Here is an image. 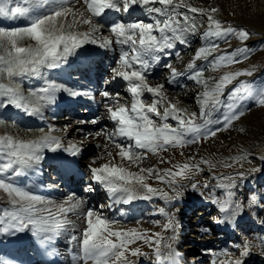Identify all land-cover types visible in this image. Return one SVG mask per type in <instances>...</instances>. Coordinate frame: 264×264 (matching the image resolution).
<instances>
[{
  "label": "snow or ice",
  "instance_id": "1",
  "mask_svg": "<svg viewBox=\"0 0 264 264\" xmlns=\"http://www.w3.org/2000/svg\"><path fill=\"white\" fill-rule=\"evenodd\" d=\"M81 3L89 13L88 16L76 8ZM133 6L145 10L147 21L111 23L109 32L114 40L106 37L99 45L102 48L111 47L113 43L119 46L118 64L112 70L113 78L126 82V90L131 97L130 105H126L121 103L118 93L113 95L106 90L100 93L114 129L102 130L97 135L104 136L108 143L118 149L117 156L121 163L114 164L110 159L99 167H90L89 171L92 179L111 194L115 203L151 200L153 197L171 200L168 192L154 188L146 181L153 179L177 192L178 180L188 179L189 173L193 171H202L201 164H207L210 170L215 165L203 159L192 163L195 157L190 156L189 162L182 166L173 165L168 169L139 167L147 155L184 148L214 137L217 131H226L233 121L245 114L239 110L245 96L253 99L256 106L264 107V89H253L250 82H241L233 88L228 94L227 103L221 99L228 84L240 76H251L253 72L227 73L210 85L203 79L205 66H196V61L200 60L206 62L212 70H217L240 63L249 55L246 47L231 52L220 51L214 55L220 49L215 41L222 39L227 43L230 37L235 36L243 42L250 35L245 29L224 27L213 17L212 13L217 11L214 7L209 10L197 9L187 5L185 0H0V18L27 22L25 26H0V81L7 80V83L0 82V109L11 106L29 117L43 120L45 111L56 104L60 93L70 97L84 95L94 100L90 92L74 90L63 83L46 79L42 70L67 64L69 57L85 44H97L95 34L100 31L103 23H94V18L105 16L106 10L127 14ZM182 8L187 10L181 11ZM204 15L207 16L208 27L201 37L203 44L195 52L192 62L187 64V70L178 72L171 64L162 65L170 69L169 84L176 83L180 76H186L188 80L203 86V92L196 98L199 115L193 112L188 116L186 110L174 104L169 103L163 107L166 100L165 86H152L148 73L160 65L163 56L171 55L177 43L190 46L189 38L201 26L197 23L198 16ZM69 16L72 17L70 22ZM60 18L64 22L58 23ZM79 24L89 25V30L83 33L76 31ZM25 39L33 41L34 46H23ZM176 55L179 56V53ZM209 57L213 58L210 60ZM25 78H40L43 85L25 90L22 87ZM145 93L150 95V102L144 98ZM158 106L163 107L162 113ZM221 108L225 109L221 114L222 119H213V113ZM169 119L175 121L176 125L169 124ZM197 119L201 122L197 123ZM91 122L97 123L95 120ZM211 125L220 127L213 130L209 127ZM54 131V128H50L34 140L0 136V191L6 194V198L0 199V235L30 233L49 255H58L52 245L60 236H67L69 244L78 249L72 255L71 264H135L129 256H147L148 253L140 247L132 248L131 245L143 241L153 249L157 264H175L172 244L162 245L164 237L161 233L149 235L135 228H115V221L96 209H85L82 200L75 194L56 202L36 194L28 185L17 183L19 178L38 170L45 150L56 152L63 147L62 140L51 134ZM63 150L73 156L79 152L75 144H69ZM112 155V152H107L108 157ZM244 159L247 157L238 158ZM124 162H128V167L124 166ZM132 166L139 170L130 171ZM225 166L231 167V164ZM237 176L244 179L242 172ZM237 176L213 177L218 181H228L217 183V187L224 190L223 198L217 197L214 191L209 193L211 203L218 206L226 220L240 214L245 207L244 203L235 199ZM191 186L193 190L198 188L196 183ZM203 188L208 189L209 185L204 184ZM95 190L91 184L85 188L87 192ZM254 203L255 197H252L248 206ZM159 212L166 215L164 208H160ZM70 215L75 220L70 219ZM76 221H82V229L78 228ZM173 222L174 217H169L163 229L171 230ZM78 231L79 236L75 234ZM169 239L174 241L175 237ZM162 247L168 249L166 254ZM248 249L249 245L245 243L241 257L248 254ZM0 264H12V261L0 257ZM227 264H243V260H229Z\"/></svg>",
  "mask_w": 264,
  "mask_h": 264
},
{
  "label": "rangeland",
  "instance_id": "2",
  "mask_svg": "<svg viewBox=\"0 0 264 264\" xmlns=\"http://www.w3.org/2000/svg\"><path fill=\"white\" fill-rule=\"evenodd\" d=\"M185 3L202 10L214 7L217 11L212 13L213 17L219 20L224 27L245 29L250 34L243 42L235 36L230 37L227 43L222 39L215 41L220 45V49L214 55L219 54L220 51L231 52L237 48H248V58L242 62L212 70L206 62L196 61L198 68L202 65L205 66L203 79L207 80L210 85L227 73L253 72L251 76H240L228 84L221 99L227 103L229 92L238 87L241 82H250L252 88L256 90L264 89V0H185ZM76 8H83L85 16L89 15L82 3L77 4ZM186 10V8L181 9V11ZM138 14L140 17H134L135 19L124 18V14H122L113 21L111 19V22L108 20L109 18L108 21L102 17L94 18V23L98 25L103 23L100 31L95 34L98 43L85 44L81 52L89 58L97 57L98 60L92 59L90 66L83 71L72 70L71 75L65 77L54 75L52 73L54 69L42 70L46 79L63 83L74 90L90 92L95 97L94 100L84 95L70 97L65 93H60L55 104L57 107L59 106L58 111H53V106H50L45 111L43 120L29 117L23 111L11 106L0 109V121H4V123H0V136L34 140L43 136L50 128H54L55 131L51 134L62 140V148H66L69 144H75L79 148L78 154L73 159L76 161L77 167H74L76 170H69L67 164L61 161L62 159L54 157L51 151L45 150L44 159L37 170V172H41L42 176L41 187L46 190L43 196L61 202L70 194H75L82 200L85 209L89 207L96 209L103 216L115 221V228H135L138 231L147 232L149 235L161 233L164 237L162 245L171 243L172 249L176 244L178 245L175 254L182 252L181 264H227L229 260H244L245 256L241 257V252L245 243L249 245L246 256L253 260L250 264L256 262V264H264V107L256 106L254 100L248 96L243 98L239 109L245 114L239 120L233 121L226 131H217L214 137L184 148L161 151L157 155L148 154L145 162L139 165L144 168L168 169L173 165L182 166L189 162L190 156L195 157V160L191 161L192 163L203 159L215 165V168L210 170L207 164H201L202 171H193L189 173L188 179L178 180L176 185L178 195L166 184L155 182L153 179L146 181L152 187L162 188L168 192V195L172 197L171 200L153 197L144 203L141 202L142 199H137V204L141 206L149 202L147 206L145 205V209L131 210L128 206L129 203H115L109 197L110 193L92 179L90 167H99L110 159L114 164L121 163L117 156L118 149L108 143L104 136L97 135L102 130L112 131L114 129V124L108 118L104 107V98L100 93L105 90L113 95L118 93L121 103L126 105L131 103L126 84L120 78H113L112 70L118 64L119 46L113 43L111 47L102 48L99 45L106 37L114 40L109 32V25L116 21L120 22V18L123 23L137 20L147 21L144 9H140ZM71 20L72 17L69 16L68 21ZM26 23L24 20L12 21L0 18V26L3 27L25 26ZM197 23L201 26L197 33L189 38L190 46L177 43L171 50V55L163 56L161 62L165 61V64H171L178 72L187 70V64L192 62L195 52L203 44L201 37L208 27L207 16H198ZM75 30L81 33L86 32L89 30V25L79 24ZM22 44L25 47L34 46V42L29 39H25ZM176 53H179V56ZM212 58L209 57L210 60ZM77 62L78 53L76 52L69 57L68 63L78 66ZM157 67L162 70L158 72L161 75L148 78L152 86L164 84L166 100L163 107H167L171 103L179 109L186 110L188 116H191L193 112L199 115L196 98L203 92V86L188 80L186 76H180L176 83L169 84L170 69L157 65L150 73L156 72ZM0 82L7 83V80L4 79ZM42 85L43 80L40 78H25L22 81V87L25 90L35 89ZM144 98L149 102L151 100L147 93ZM63 99L66 100L64 104L61 103ZM66 104L69 106L67 109L64 108ZM158 107L162 113L163 107ZM224 111L225 109L221 108L214 112L213 119L217 117L222 119L221 114ZM153 119L157 118L153 117ZM93 120L97 123H92ZM196 122L200 123L201 121L197 119ZM168 123L172 126L176 125V122L171 119ZM209 127L216 130L220 125ZM109 151L113 154L111 158L107 156ZM239 157H247V159L238 160ZM162 160L165 162L162 163ZM226 164H231V167H226ZM124 166L128 167V162H124ZM129 170L136 172L139 169L132 166ZM173 170L176 169L173 168ZM241 172L244 173V179L237 176ZM35 174L29 173L26 179L19 178L17 183L21 186L31 184L33 182L30 181V177H35ZM229 175L237 176L238 187L234 190L237 193L235 199L244 203L245 207L240 214L226 220L224 215L219 212L218 206L211 203L209 193L214 191L217 197L223 198L224 190L218 188L217 183H228V181H218L213 177ZM23 181L26 183L24 184ZM192 183H196L198 188L193 190ZM90 184L96 189L95 191H85V188ZM204 184H208L209 188H203ZM252 197H255V203L248 206V201ZM3 198H6V194L0 191V199ZM176 202L179 204L175 205ZM160 208L165 209L166 215L160 214ZM169 217H174L173 228L165 231L163 225L168 222ZM69 218L75 220L74 216L70 215ZM76 224L78 228H83L82 221H76ZM223 225H227V227H223ZM25 234L24 246L16 250L11 249V242L16 235H0V257L12 261V264H25V262L37 264L38 260H35V255L38 241L30 233L26 232ZM75 234L79 236L80 232ZM173 236L175 237L174 241L169 239ZM57 240L59 243H57L58 250L56 252L62 253L64 256L68 255L66 258L72 260L73 253H77L78 249L69 244L67 236H60ZM64 240L66 242L63 244ZM131 247H140L143 252L148 253L146 259L145 256H129V259L136 264H140L142 261L144 264L146 262H148L147 264H157L153 249L143 241H138ZM162 251L166 254L168 249L162 247ZM225 253L228 255L225 256Z\"/></svg>",
  "mask_w": 264,
  "mask_h": 264
},
{
  "label": "bare ground",
  "instance_id": "3",
  "mask_svg": "<svg viewBox=\"0 0 264 264\" xmlns=\"http://www.w3.org/2000/svg\"><path fill=\"white\" fill-rule=\"evenodd\" d=\"M140 10V7L139 6H133V11L134 13H138ZM79 11L81 12H84V9H79ZM117 12H113L111 10H106V14L105 16H103L105 18V20L107 21L108 18H111L112 15L116 14ZM64 22L63 18H60L58 20V23H62ZM111 22V20H110ZM119 22V21H117ZM82 48L77 50V53H78V60H80V64H83V63H86L88 61V56L83 53L82 54ZM102 55L100 54V57ZM167 56V55H166ZM165 58V57H164ZM81 66V65H80ZM68 67V64H65V65H60L56 68H54V70H52V73L55 75L56 73L58 72H62V71H65ZM157 72V71H156ZM155 73H151V74H148V77H154V75L156 74ZM53 75V77H54ZM160 75V74H159ZM63 101H61L62 103ZM53 108H55V106L53 105ZM64 148H61L60 150L56 151V152H52L54 154V157H59L60 159H64L66 158L67 161H69L70 163V166L72 167H77V163L76 161H74L73 159L75 158L73 155H69L66 151L63 150ZM35 177H30V181H32L33 183L31 184H28V186L36 193V194H39V195H45L46 193V190L42 189L41 187V184H42V176H41V172L40 171H36L35 172ZM22 178H27V177H22ZM23 183L25 184L26 181H23ZM109 197L114 200V198L111 196V194H109ZM147 200H142L141 202H144ZM131 203H133L134 205L137 204V200H134L132 201ZM175 205H178L179 203L176 202L174 203ZM173 204V205H174ZM223 227H227V225H223ZM26 233V232H25ZM25 233H17L16 236L14 237V239L12 240L11 242V249H18L20 248L21 246H24V242H25ZM181 234V233H180ZM66 241L64 240L62 243L64 244ZM57 243H59V241L57 240V242L52 245V247L56 248V251L58 250L57 248ZM178 245H176L173 250L175 252V248L177 247ZM187 248V247H186ZM185 248V249H186ZM37 253H36V257H35V260H38L37 264H45V263H49V264H71V261L72 260H69L68 258V255L67 256H64L62 255V253H59L58 255H49L48 251L42 247L39 243L37 244ZM180 255H181V252L178 253V254H175V264H181V261L182 259L180 258ZM70 256V255H69ZM179 256V257H178ZM145 259L148 258L147 256L144 257ZM249 260V264L251 263V260H250V257L249 256H245L244 257V260H243V264H245L246 262H248ZM21 262V261H20ZM138 263V261H136ZM177 262V263H176ZM148 262H146L145 264H147ZM20 264V263H19ZM22 264V263H21ZM25 264H27L25 262ZM136 264V263H135ZM140 264H144V261H142Z\"/></svg>",
  "mask_w": 264,
  "mask_h": 264
}]
</instances>
